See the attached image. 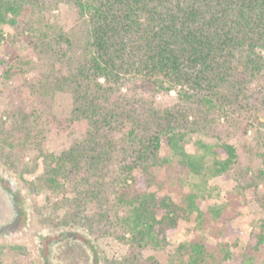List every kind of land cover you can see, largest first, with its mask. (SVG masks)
Segmentation results:
<instances>
[{
	"label": "rangeland",
	"instance_id": "1",
	"mask_svg": "<svg viewBox=\"0 0 264 264\" xmlns=\"http://www.w3.org/2000/svg\"><path fill=\"white\" fill-rule=\"evenodd\" d=\"M28 8L15 25L5 26L0 44V264H181L179 244L200 235L210 243L209 264H264V245L252 251L248 243L251 232L264 230V72L245 79L238 97L227 84L212 103L183 102L185 150L206 163L201 174L189 173L182 157L167 151L155 188L175 198L197 193L205 217L181 220L161 249L130 248L114 222L113 177H106L94 201L84 183L69 179L53 186L47 179L54 157L89 128L80 117L69 127L42 130L53 115L71 116L73 95L56 81L82 45L85 27L69 0H29ZM115 97L137 110L142 104L163 111L182 103L175 90L154 91L134 80L120 91L116 86ZM127 131L123 127L114 140L122 143ZM222 142L235 147L236 158L225 173L213 175L219 157L213 149ZM225 221L240 232L224 236Z\"/></svg>",
	"mask_w": 264,
	"mask_h": 264
},
{
	"label": "trees",
	"instance_id": "2",
	"mask_svg": "<svg viewBox=\"0 0 264 264\" xmlns=\"http://www.w3.org/2000/svg\"><path fill=\"white\" fill-rule=\"evenodd\" d=\"M69 1L85 33L56 84L72 93L73 108L70 118L53 115L42 130L69 127L80 117L88 119L89 128L54 157L47 179L53 186L69 179L84 183L94 201L106 177H113L114 222L122 239L130 248L161 249L181 220L205 217L197 193L175 198L155 188L167 151L181 156L189 173L201 174L206 163L203 156L185 150L182 104L191 99L212 103L227 84L238 97L245 79L264 72V0ZM28 7L29 0H0V44L5 26L15 25ZM55 37L61 41L64 35ZM5 74L11 79L13 68L8 66ZM131 80L154 91L175 90L182 103L157 111L143 104L137 110L120 97L112 100L115 87L120 91ZM123 127L128 131L118 143L114 138ZM213 153L219 155L213 175L225 173L236 158L235 147L226 142ZM222 232L226 236L240 230L225 221ZM248 243L250 250L259 251L264 230L251 232ZM178 251L181 264L184 254L186 264H209L214 257L205 235L181 242Z\"/></svg>",
	"mask_w": 264,
	"mask_h": 264
}]
</instances>
